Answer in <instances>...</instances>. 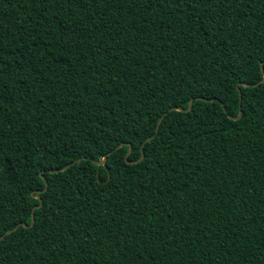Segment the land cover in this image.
<instances>
[{
    "label": "trees",
    "instance_id": "1",
    "mask_svg": "<svg viewBox=\"0 0 264 264\" xmlns=\"http://www.w3.org/2000/svg\"><path fill=\"white\" fill-rule=\"evenodd\" d=\"M263 72L264 0H0V264H264Z\"/></svg>",
    "mask_w": 264,
    "mask_h": 264
},
{
    "label": "snow or ice",
    "instance_id": "2",
    "mask_svg": "<svg viewBox=\"0 0 264 264\" xmlns=\"http://www.w3.org/2000/svg\"><path fill=\"white\" fill-rule=\"evenodd\" d=\"M245 86L244 85H239L238 87V92L237 95L239 97V92L243 90ZM188 101H192L193 103H195V100L192 96H188L185 99L179 100V101H174V104L176 105V107H174L172 110L175 112H180L182 110L188 109L189 108V104ZM218 102V101H217ZM147 139V138H146ZM150 143V141H148ZM125 149H128V151L126 152L127 154H130V151L134 150V149H130L129 148V144L125 143L124 145H122ZM120 146H118L119 148ZM118 148L116 150H118ZM101 151H106L105 149H101ZM109 154H111V151H109ZM137 159H139V157H137ZM107 160L104 157H101V163L97 165L98 168H102L105 171H109L110 172V166H107ZM107 166V167H106ZM34 199L36 200L37 204H40L41 201L43 200V196L41 194V192H36ZM42 206V205H41ZM32 207H36V205H33ZM33 217H29V223L32 222Z\"/></svg>",
    "mask_w": 264,
    "mask_h": 264
},
{
    "label": "water",
    "instance_id": "3",
    "mask_svg": "<svg viewBox=\"0 0 264 264\" xmlns=\"http://www.w3.org/2000/svg\"><path fill=\"white\" fill-rule=\"evenodd\" d=\"M262 81H264V72H263V77H262V79H261V82H262ZM243 84L246 85V86L249 85L248 83H243ZM239 97L241 98V92H239ZM191 105H192V101H189V108H188V109H185V110L188 111V110L191 108ZM174 107H176V106H174ZM174 107H172V108H174ZM240 114H241V106L239 105L238 116H239ZM238 116H237V117H238ZM234 118H235V117H234ZM159 123H160V120H159L158 123H157L156 131L158 130ZM151 138H152V136H151V137H148L147 139H151ZM129 148H130V147H129ZM130 149H131V148H130ZM127 156H128V154L125 155V157H127ZM141 157H143V154H142ZM104 158L106 159V158H107V155L104 156ZM93 162L96 163V164H100V163H101V160H100V161H95V160H94ZM66 167H67V166L61 168V170H64ZM42 177H43L44 182H45V186H44V188H43V191H45V190L47 189V180L44 178V176H42ZM36 192H41V190H40V189H37V190H35V193H36ZM32 195L35 196V194H33V193H32ZM41 205H42V201H41L40 204H37L36 207H33V208H32L31 217H33V219H32V222L30 223V226H32L33 223H34V212H33L34 209L40 207ZM19 225L25 226L26 224H25L24 222L21 223V224H18V225H16L15 227H13L12 229L8 230L5 234H9V233L12 232L13 230H15ZM2 237H3V235L1 236V238H2Z\"/></svg>",
    "mask_w": 264,
    "mask_h": 264
}]
</instances>
